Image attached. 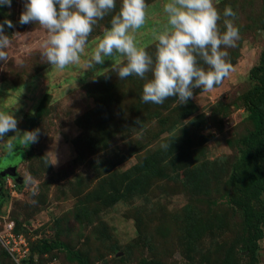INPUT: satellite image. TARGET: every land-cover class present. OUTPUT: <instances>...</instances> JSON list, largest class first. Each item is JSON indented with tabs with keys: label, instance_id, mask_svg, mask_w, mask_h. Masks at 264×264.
<instances>
[{
	"label": "rangeland",
	"instance_id": "374dc122",
	"mask_svg": "<svg viewBox=\"0 0 264 264\" xmlns=\"http://www.w3.org/2000/svg\"><path fill=\"white\" fill-rule=\"evenodd\" d=\"M24 2L0 7V23L14 25L4 26L12 43L0 61V111L19 120L21 133L40 135L31 144L12 132L0 141L13 145L0 144V167L24 152L16 179L0 177V195H9L0 203V264H74L64 250L35 252L42 240L61 242L85 264H254L244 247L264 204L246 202V219L231 177L252 131L243 96L257 85L248 73L264 50L263 0H214L221 30L225 7L237 14L240 38L225 49L232 69L184 105L144 103L145 80L116 75L123 57L84 67L112 14L94 27L79 64L53 68L41 57L45 30L19 24ZM166 2L146 0L136 40L150 54ZM44 96L43 114L29 116ZM261 166L264 175V159ZM261 231L256 264H264V223Z\"/></svg>",
	"mask_w": 264,
	"mask_h": 264
},
{
	"label": "clouds",
	"instance_id": "9594fccd",
	"mask_svg": "<svg viewBox=\"0 0 264 264\" xmlns=\"http://www.w3.org/2000/svg\"><path fill=\"white\" fill-rule=\"evenodd\" d=\"M11 4L12 0H0V7ZM116 7V0H25L19 24L35 23L45 30L41 57L53 68L64 69L81 62L94 27L112 14L110 27L96 37L98 43L84 67L93 69L106 59L123 57L124 62L114 69L116 75L120 80L133 75L145 80L141 96L144 103L159 105L175 98L180 105L187 104L195 89L210 92L231 71L225 49L235 47L240 34L234 23L237 14L230 6L223 11L221 30L222 17L214 0H167L162 5L166 22L152 30L154 54L138 46L136 40L138 30L146 23V0H121L118 11ZM5 25L14 27L7 19L0 23L3 62L8 60L6 49L12 43ZM18 124L11 112L0 111V141L10 132L23 143L38 141L39 129L21 133ZM0 144L13 151L10 139Z\"/></svg>",
	"mask_w": 264,
	"mask_h": 264
},
{
	"label": "trees",
	"instance_id": "16d2710c",
	"mask_svg": "<svg viewBox=\"0 0 264 264\" xmlns=\"http://www.w3.org/2000/svg\"><path fill=\"white\" fill-rule=\"evenodd\" d=\"M262 30L264 31V21ZM255 71H258L257 76L253 75ZM248 77L257 83L256 86H253L243 96L244 109L248 114L252 131L243 139L245 147L236 163L231 179L238 190L239 195L237 197V202L243 205L246 219L250 220L251 215L245 203L254 200L264 204V200L260 201V196L264 195V175L261 166V162L264 159V112L259 104V98L264 97V50L259 56L258 64L250 69ZM254 93H257L255 97H253ZM46 98L47 96H44L40 100L34 113L29 116L39 118L43 114V105L46 102ZM26 130H28V128H26ZM0 185H2V182ZM8 198V194L2 197L0 195V203L7 205ZM254 220V224H252L250 228H252L255 233L253 235H247L248 242L244 250L249 253L251 260L256 264L255 251L258 249L257 241L261 240L263 237L261 225L264 223V211L258 217H255ZM55 248L64 250L67 261L74 264H85L77 253L69 251L58 241L42 240L35 245L34 250L37 253L45 254ZM27 264H30V262Z\"/></svg>",
	"mask_w": 264,
	"mask_h": 264
},
{
	"label": "water",
	"instance_id": "95a60500",
	"mask_svg": "<svg viewBox=\"0 0 264 264\" xmlns=\"http://www.w3.org/2000/svg\"><path fill=\"white\" fill-rule=\"evenodd\" d=\"M17 153V152H16ZM13 156H9L7 158V161L5 162V164H1L0 167V177L3 176H9L11 178H15V168L17 165V162L23 159V153L21 154L22 159H20L19 157L15 158V155L12 154Z\"/></svg>",
	"mask_w": 264,
	"mask_h": 264
},
{
	"label": "built area",
	"instance_id": "2783aa9c",
	"mask_svg": "<svg viewBox=\"0 0 264 264\" xmlns=\"http://www.w3.org/2000/svg\"><path fill=\"white\" fill-rule=\"evenodd\" d=\"M5 248V247H4ZM6 249V248H5ZM17 249H14V246H12V248L10 249V251L11 252H13V251H16ZM6 251H7V249H6Z\"/></svg>",
	"mask_w": 264,
	"mask_h": 264
}]
</instances>
